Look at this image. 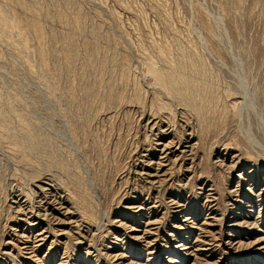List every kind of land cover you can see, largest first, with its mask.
<instances>
[{"label": "rangeland", "instance_id": "374dc122", "mask_svg": "<svg viewBox=\"0 0 264 264\" xmlns=\"http://www.w3.org/2000/svg\"><path fill=\"white\" fill-rule=\"evenodd\" d=\"M0 13V264H264V0Z\"/></svg>", "mask_w": 264, "mask_h": 264}, {"label": "bare ground", "instance_id": "6f19581e", "mask_svg": "<svg viewBox=\"0 0 264 264\" xmlns=\"http://www.w3.org/2000/svg\"><path fill=\"white\" fill-rule=\"evenodd\" d=\"M1 14V13H0ZM3 15V14H2ZM2 15H0V31H1V33H3V34H5L6 32L5 31H7L8 30V28H10V26H11V24H13V22H12V20H9V19H7V18H5L7 15H5L4 17L2 16ZM13 19V18H12ZM15 25V24H14ZM40 31V30H39ZM8 32H10V31H8ZM38 32V31H37ZM42 32H43V30H42ZM41 32V34H43ZM39 33V32H38ZM40 33H39V36L41 35ZM4 36V35H3ZM5 36H6V34H5ZM3 38V37H2ZM11 39V38H10ZM22 40V39H21ZM18 45V44H17ZM68 48V47H67ZM66 48V49H67ZM177 67V66H176ZM151 68V67H150ZM174 68V67H173ZM178 69V68H177ZM149 70V69H148ZM150 71L151 72H153L152 74L155 76V79H156V82L161 86V87H165V88H167L168 90H170L171 89V92L173 91L174 93H175V95H176V99L178 100V101H180L184 106H185V103H191V101H193V97L191 96V94H190V92L192 91V88H196V86L194 85V84H192V83H189L190 85L192 84V88H191V91H189V93L187 92V90H186V85L188 84H186V82H185V80H180L181 78H178V80L176 79L177 77H175V79L172 77V75L171 74H169V75H165V74H162L163 72H161V73H159V72H157L156 71V69H155V71L153 70V68H151L150 69ZM160 71V70H159ZM162 71V70H161ZM171 71V70H170ZM173 71H175V70H173ZM197 71V70H196ZM171 73V72H170ZM168 74V73H167ZM174 76V75H173ZM177 76V75H176ZM181 77V76H180ZM154 78V77H153ZM187 78V77H186ZM182 79H184V77H182ZM196 79V78H195ZM180 80V81H179ZM156 82H155V84H156ZM189 82H190V80H189ZM157 84V85H158ZM194 86V87H193ZM189 88V87H188ZM203 88V87H202ZM198 90V89H197ZM92 92V91H91ZM170 92V94H172ZM195 92L196 93H198L196 90H195ZM89 93V92H88ZM173 93V94H174ZM192 93V92H191ZM196 93H195V95H196ZM172 94V95H173ZM204 95H206L205 93H204ZM118 97V96H117ZM173 97H174V95H173ZM196 97V96H195ZM197 97H198V94H197ZM196 97V98H197ZM197 100H199L198 98H197ZM180 102H179V104H180ZM194 103H195V101H193ZM194 103H192L191 105H192V107H193V105H194ZM206 103V102H205ZM188 105H190V104H188ZM196 106L198 105V103L197 104H195ZM201 105V104H200ZM200 105H198V106H200ZM205 106L209 109V107H208V105L207 104H205ZM186 107V106H185ZM203 107V106H202ZM193 108H201V107H193ZM204 108V107H203ZM162 109H164V108H162ZM166 109V108H165ZM196 109H195V111H196ZM197 109V110H198ZM200 110H202V108L200 109ZM199 110V111H200ZM205 110V109H204ZM168 111H170L169 109H168ZM205 111H207V110H205ZM198 112V111H197ZM202 112V111H201ZM199 113V112H198ZM200 114V113H199ZM198 115V114H197ZM202 115H203V113H202ZM205 116V115H204ZM206 117V116H205ZM205 117H203L202 118V116H201V118L202 119H204ZM205 120V119H204ZM204 120H202V121H204ZM30 127V126H29ZM36 127V126H35ZM31 128V127H30ZM33 128V127H32ZM37 128H38V126H37ZM36 129V128H35ZM6 130V129H5ZM27 130V129H26ZM33 131V129H29V131ZM38 131H39V128L37 129ZM8 131H9V129H8ZM11 131V130H10ZM25 131V130H24ZM28 130H27V132H29ZM31 131V132H32ZM41 131V130H40ZM24 133V132H23ZM13 134V133H12ZM40 134H44V133H42V132H40ZM16 135V134H15ZM27 135V134H26ZM26 135H25V137H26ZM14 137V136H13ZM33 138H29V140L31 141ZM25 140V139H24ZM28 140V139H27ZM34 140V139H33ZM3 141H6V140H4L3 139ZM35 142V141H34ZM37 142V141H36ZM36 142L34 143V145L36 144ZM38 142H40V141H38ZM38 142H37V149H39L38 147L41 145V147H42V145L43 144H38ZM27 146H29V142H26L25 143ZM33 144V143H32ZM32 144H30V145H32ZM46 144H44V146H45ZM25 146V145H24ZM23 146V147H24ZM27 146L26 147H24V148H27ZM47 146V145H46ZM45 146V147H46ZM18 147H19V145H18ZM30 147V146H29ZM34 147V146H33ZM17 149H19V148H17ZM41 150H42V148H40ZM45 149V148H44ZM23 150V149H22ZM22 150H20V152L22 151ZM25 150H28V149H25ZM24 150V151H25ZM23 151V152H24ZM28 152V151H27ZM41 152H44V150L43 151H41ZM48 151H46V153H47ZM44 156H45V154H44ZM45 184V183H44ZM87 203V202H86Z\"/></svg>", "mask_w": 264, "mask_h": 264}]
</instances>
